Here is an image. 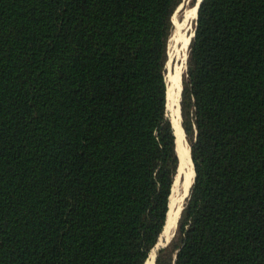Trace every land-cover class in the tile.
I'll return each mask as SVG.
<instances>
[{"label":"trees","instance_id":"16d2710c","mask_svg":"<svg viewBox=\"0 0 264 264\" xmlns=\"http://www.w3.org/2000/svg\"><path fill=\"white\" fill-rule=\"evenodd\" d=\"M182 2L0 0V264H146ZM179 100L194 181L154 264H264V0H202Z\"/></svg>","mask_w":264,"mask_h":264},{"label":"rangeland","instance_id":"374dc122","mask_svg":"<svg viewBox=\"0 0 264 264\" xmlns=\"http://www.w3.org/2000/svg\"><path fill=\"white\" fill-rule=\"evenodd\" d=\"M182 1L183 2L181 3V5L177 9V11L174 13L172 20H171L173 30L170 34V37L168 40V46H167V62L165 65L166 87H168V85L171 84V82L174 78H177L176 82H178L179 87H181V85H180L181 84V77H182V74L185 70L187 49H188L189 42H190L191 38L193 37L194 30L196 27L197 15L193 19V17L188 16V13H189L188 11H190L195 6V4L198 2V0H195L196 3L192 7L190 5L191 0H182ZM186 39H189L187 46H185V40ZM166 91H167V88H166ZM179 92L181 93V89H179ZM166 98H167V95H166ZM178 98L180 99V94H178ZM171 99H173V100H171L170 103H168L167 99H166L167 116L170 119L171 125H172V122L175 120H178L179 124H180V110H178V105H176L174 98L172 97ZM180 127H181V125H180ZM182 142L185 143L187 145V147L189 148L187 141L184 137V134H183ZM192 166H193V164H192ZM193 171H194V169H193ZM183 176H184V173L179 171V168H178V174L176 175L174 183H173V185L176 187L175 188L176 192L174 195L175 196L174 199L176 202L179 200V198L182 194H183V198L186 195L187 188H186V191H183V188H182L183 187ZM173 185H172V187H173ZM184 201H185V199H182V204H184ZM165 242H166L165 240H161L160 244L163 245ZM151 253H149V254L151 255ZM150 255L148 257H150Z\"/></svg>","mask_w":264,"mask_h":264},{"label":"bare ground","instance_id":"6f19581e","mask_svg":"<svg viewBox=\"0 0 264 264\" xmlns=\"http://www.w3.org/2000/svg\"><path fill=\"white\" fill-rule=\"evenodd\" d=\"M199 1L200 0H198V2L195 4V6L190 11H188L189 12L188 16L193 17V19L197 15V5H198ZM188 42H189V39H186L185 40V46L188 45ZM176 80H177V78H174L172 80L171 84L168 85V87H167V102L170 103L171 100H173V99H171L173 97L174 101L176 102V105H178V101H179L178 94H180L179 89H181V87H179V83L176 82ZM172 127H173L174 135L176 138V150H177L179 160H180L179 171L184 173L183 187L182 188H183V191H186V188L188 189L190 187L192 181H193V177H194L193 166H192V162L190 159L189 148L187 147V145L185 143L182 142L183 131L180 127L179 121L178 120L173 121ZM175 188L176 187L173 185L171 195L169 198L168 217H167V220L165 223L164 231H163L157 245L155 246V249L157 247L162 246L160 244L161 240L168 241V239L170 238V235H171V233H172V231L176 225V221H177L179 211L181 208V204H182L183 194L180 196L179 200L176 202L174 199V197H175L174 195L176 192ZM153 262H154V251L151 253L146 264H153Z\"/></svg>","mask_w":264,"mask_h":264},{"label":"water","instance_id":"95a60500","mask_svg":"<svg viewBox=\"0 0 264 264\" xmlns=\"http://www.w3.org/2000/svg\"><path fill=\"white\" fill-rule=\"evenodd\" d=\"M201 2H202V0L199 1L198 5H197V10H198V7H199V5H200ZM193 36H194V34H193ZM189 154H190V152H189ZM193 181H194V177H193ZM193 181H192V183H193ZM192 183H191V185H190V187H189V189H188V191H187V193H186V195L184 196L183 199H186L187 196L189 195V192H190V188H191V186H192ZM182 207H183V204L181 205L180 211H181ZM180 211H179V214H180ZM178 217H179V215H178ZM177 220H178V218H177ZM176 223H177V221H176ZM175 227H176V225H175ZM175 227H174V229H173V232H172L171 235H170V238L173 236V233H174ZM170 238H169L168 241H166L162 246L157 247L156 249H155V247H154V248L151 250V251H153V250L155 249V250H154V260H155V257H156V251H157L158 249L163 248L164 246H166L167 243L169 242ZM155 246H156V245H155ZM153 264H154V262H153Z\"/></svg>","mask_w":264,"mask_h":264}]
</instances>
